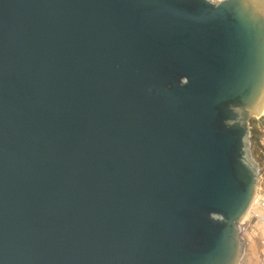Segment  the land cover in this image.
Returning a JSON list of instances; mask_svg holds the SVG:
<instances>
[{"label":"water","instance_id":"water-1","mask_svg":"<svg viewBox=\"0 0 264 264\" xmlns=\"http://www.w3.org/2000/svg\"><path fill=\"white\" fill-rule=\"evenodd\" d=\"M263 107L264 0H0V264H240Z\"/></svg>","mask_w":264,"mask_h":264},{"label":"rangeland","instance_id":"rangeland-1","mask_svg":"<svg viewBox=\"0 0 264 264\" xmlns=\"http://www.w3.org/2000/svg\"><path fill=\"white\" fill-rule=\"evenodd\" d=\"M252 126H257L260 133L262 134L261 132L262 127L257 119L256 122L252 124ZM251 156L259 167V182H258L257 194L260 197H263L264 196V160L259 161L258 156L255 154L253 155L252 151H251ZM257 209H259L258 211H262L261 208H257ZM245 228L246 229L241 234L245 242V247L243 252V259L241 260L240 264H249L248 263L249 256H253V258H255L254 263L252 262V264H264V251H263L264 224L255 222L252 225V227H247L245 224Z\"/></svg>","mask_w":264,"mask_h":264},{"label":"built area","instance_id":"built-area-1","mask_svg":"<svg viewBox=\"0 0 264 264\" xmlns=\"http://www.w3.org/2000/svg\"><path fill=\"white\" fill-rule=\"evenodd\" d=\"M261 132H262V134H261L260 140L264 141V126L263 125H262ZM257 208H261L262 211H258L259 209H257ZM252 218L255 219V222H259V223L264 224V196L260 197L257 193H256L254 201H253L251 213L246 218H244L241 221V223L239 224L241 234L246 229L245 224L247 227H252V225L255 223V222L254 223L250 222V220ZM263 251H264V249H263Z\"/></svg>","mask_w":264,"mask_h":264},{"label":"trees","instance_id":"trees-1","mask_svg":"<svg viewBox=\"0 0 264 264\" xmlns=\"http://www.w3.org/2000/svg\"><path fill=\"white\" fill-rule=\"evenodd\" d=\"M256 122V119H252L250 121V126H251V136H250V141H251V151L253 155H257L259 161L264 160V141L260 140V131L257 128V126H252L253 123Z\"/></svg>","mask_w":264,"mask_h":264},{"label":"crops","instance_id":"crops-1","mask_svg":"<svg viewBox=\"0 0 264 264\" xmlns=\"http://www.w3.org/2000/svg\"><path fill=\"white\" fill-rule=\"evenodd\" d=\"M259 123H260V122H259ZM260 125H261V127H262V124H261V123H260ZM242 259H243V257H242ZM254 259H255V258H253V256H249V257H248V263H249V264H252V262L254 263Z\"/></svg>","mask_w":264,"mask_h":264},{"label":"bare ground","instance_id":"bare-ground-1","mask_svg":"<svg viewBox=\"0 0 264 264\" xmlns=\"http://www.w3.org/2000/svg\"><path fill=\"white\" fill-rule=\"evenodd\" d=\"M263 112H264V107H263ZM255 198V197H254ZM252 206H253V202L249 208V210L247 211V213L245 214L244 218H246L250 213H251V209H252Z\"/></svg>","mask_w":264,"mask_h":264}]
</instances>
